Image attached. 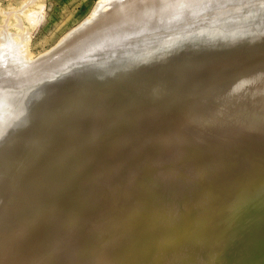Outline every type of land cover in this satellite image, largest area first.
<instances>
[{"label":"rangeland","instance_id":"374dc122","mask_svg":"<svg viewBox=\"0 0 264 264\" xmlns=\"http://www.w3.org/2000/svg\"><path fill=\"white\" fill-rule=\"evenodd\" d=\"M27 1L0 0V65L6 70L0 71V81L14 79L12 84L0 82V110L5 107L0 112V188L7 193V199H2L15 202L4 213L16 216H9V220L6 214H0V222L4 221L0 223L1 231L8 241L15 228V241L1 242L4 246L19 242L13 248L11 243V248H0V264H8L5 259L10 254V260L16 255L20 257L14 259L24 260H6L10 264H23L27 257L26 264H143L145 259L148 262L144 264H264V28H258L259 34L247 32L209 40L197 35L193 38L202 43L194 45L196 51H191L185 42L177 46L180 52L175 54L173 46L166 53H156L153 59L134 61L139 66L123 76L100 72L97 77H78L73 82L72 75L77 71L72 69L60 81L48 74L64 70L70 59L76 67L97 64L105 57L112 59L124 50V39L141 31L139 26L143 30L142 23H152L158 14L180 18L179 13H169V8L155 10L168 11L165 15L142 12L146 0H112L101 8H96L99 0ZM216 1L206 2L201 16L206 18L198 19L195 29L203 21L215 20V3L220 0ZM229 1L233 6L225 13L232 18L239 14V4L255 7V3H264ZM197 2L194 1L198 5ZM194 3L190 4L196 7ZM177 7L180 12L187 9ZM128 11L136 13L131 15H136L133 19L128 17L132 27L131 21L125 20ZM167 15L166 21L174 23L159 27L160 37L167 34L161 41L162 49L169 36L185 34L176 28L177 18L174 21ZM149 38L154 42L157 35ZM101 41H105L104 46H100L104 43ZM78 46L82 47L79 52ZM257 47L262 51L258 52ZM123 58L126 62L130 56ZM51 59L54 66L48 63ZM123 60H119L121 66L125 64ZM180 61H193L200 68L195 70L193 64ZM256 71L259 79H248ZM180 73L183 75L178 77ZM53 81H57L56 86L47 88ZM123 82L126 83L120 87ZM163 85L167 88L158 90ZM36 86L32 94L42 90L44 96L34 108H27L29 98L18 99L17 94ZM17 99L21 100L20 109L12 104ZM114 107L116 111L109 113ZM204 118L205 122L201 121ZM188 119L192 121L185 124ZM252 123L262 125L255 129L243 127ZM179 132L183 135L179 136ZM137 134L134 139L116 141L118 137ZM15 210L21 212V220L17 213L11 214ZM168 216L172 219L168 220ZM11 219L18 223L8 224L5 232L4 224ZM173 225L175 231L166 235ZM125 233L130 236L126 244L129 251L119 243L118 237ZM0 236L5 238L4 234ZM134 240L140 243L133 245ZM80 242L85 249L69 257ZM181 243L187 254L174 259L170 249ZM255 244L262 249L251 257L252 249L259 251ZM138 245L150 253L163 249L161 257L148 254L126 261L133 253H140ZM17 247L22 252L16 253ZM119 254H125L126 260L102 259L104 255Z\"/></svg>","mask_w":264,"mask_h":264},{"label":"bare ground","instance_id":"6f19581e","mask_svg":"<svg viewBox=\"0 0 264 264\" xmlns=\"http://www.w3.org/2000/svg\"><path fill=\"white\" fill-rule=\"evenodd\" d=\"M29 2L31 1V0H28ZM27 1V2H28ZM33 1V0H32ZM31 1V2H32ZM114 1V0H113ZM129 1V0H128ZM139 1V0H138ZM189 0H146V3L143 5V7H142V12H153L154 14L155 13H161V12H159V11H157V12H155V10H159V9H165V8H169V10L168 11H170L169 13H176V12H178L179 14V16L178 15H176L175 13V15L176 16H178V17H180V18H177L176 16V18H177V20L176 21H179V24L176 26V28H178L179 29V31L180 32H185V34L184 35H182V36H178V37H174V36H169V38H168V40L164 43V45H163V49L162 48H160L161 47V41H162V39H163V36H166V35H163L162 37H160L159 35H161V34H159V32H160V26H162V27H165V26H168V25H170V24H173L174 22H172V21H166L167 20V18H166V15H167V13H166V15H165V13L164 12H168V11H163L162 13L165 15V18L164 17H162L161 15L162 14H158V16H159V18H157V15H152V16H154V17H156L155 19H157V20H154L153 19V22L152 23H150V24H147L145 21V23H142L143 25H144V28H143V30H142V28H140V26L138 25V24H136V22L134 21V26H135V24H136V26L138 25L139 26V29H141V31H138L137 29V32L136 33H132V34H134V35H132V37H130L129 39H128V37L126 38V40L127 41H124L123 40V43L121 44L122 46H123V48H124V50L122 51V52H119V53H117L115 56L116 57H113L112 59H108V57H105L104 59H102L100 62H98L97 64H93V65H87V66H79V67H76V66H73V65H75V64H73L74 63V61L73 62H70L71 61V59L69 60V63H68V61L66 62L67 64H66V67H65V63L63 64V66H61V68L62 67H65V69L64 70H61L58 74H55V72H53V71H55V70H53L51 73H49L48 75H54V79L55 78H57L56 80H60V81H63L64 79H65V75H67L68 74V72H69V70H72V69H74L75 71H77L76 72V74L75 75H72V81L74 82L78 77H79V79H82V80H86L88 77H91V78H94V76H98L99 74H100V72H105V73H107V72H110L111 71V73L112 74H114V75H124L125 73H126V71L127 70H129V69H131V68H135V67H137V66H139V64L140 63H135L134 61H140L141 59H145V60H149V59H153L154 57L153 56H155V54L156 53H160V54H163V53H166L168 50H170L173 46V48H176V49H174V53L175 54H177V53H179L180 52V49L179 48H177V46L178 47H180L181 46V44L182 43H185V42H187L186 43V46H188V48L191 50V51H196V49L194 48V45L195 44H199V43H202V41H198L197 39H195V38H193V37H195V36H197V35H202L203 37H205V39L206 40H209V39H215V38H224V37H227L228 35H231V34H240V33H247V32H255V33H257V34H259L260 32H261V30H259L258 28H264V3H255V7L254 6H249V7H246V5L245 4H239L238 5V7L236 8V11L237 12H239V14L236 16V17H234V18H232V17H230V16H228L229 14H226L225 12H226V10H228V8L230 7V6H233V3L231 2V1H229L228 3L227 2H225L226 0H220V2L218 3V0L216 1L218 4H216L215 3V5H217L216 6V13H217V15H216V18H215V20H212V21H210V22H202L203 24H201V25H205V24H209L208 25V27H201V25L200 26H198L196 29H195V22L198 20V19H200V20H202V19H205L206 17L204 16L203 18H201V16L202 15H204V13H205V8L207 7V3H208V1L209 0H202L203 2L202 3H199L200 2V0H198L199 2H197L198 3V5L197 4H195L194 3V1L195 0H193V2H192V0H190V3L192 4V3H194L195 5H197L196 7L195 6H193V5H191L190 3H187ZM197 1V0H196ZM28 2V3H29ZM109 2H112V0H99L98 1V3H97V5H96V8H101V7H104V6H106V4H108ZM117 2H118V0H117ZM207 2V3H206ZM25 3V2H24ZM132 3V2H131ZM135 3H137L136 1H135ZM227 3V4H226ZM130 4V3H129ZM185 4V5H184ZM188 4L189 5H191L192 7L190 8V7H188L187 8V6H188ZM209 4V3H208ZM213 4H214V2H213ZM183 5L185 6V8H183ZM187 5V6H186ZM210 5H211V2H210ZM39 6H41V5H39ZM177 6H182V8L183 9H186V11L185 10H183L182 12H180V11H177L176 9L178 8L179 9V7H177ZM33 7H34V5H33ZM124 7V6H123ZM138 7V6H137ZM141 7V6H140ZM177 7V8H176ZM116 8V7H115ZM118 8V7H117ZM182 8H181V10H182ZM25 10H27V9H25ZM1 11V10H0ZM28 11V10H27ZM35 11V10H34ZM33 11V12H34ZM139 11V10H138ZM107 12V11H106ZM114 12V11H113ZM116 12V11H115ZM130 12V13H129ZM140 12V11H139ZM112 13V12H111ZM38 14V13H37ZM36 14V15H37ZM130 14V15H129ZM134 14H136V13H133L132 11H128V13L125 15V20H126V18L128 19V17L130 16V18L132 17L131 15H134ZM145 14V13H144ZM20 15V14H19ZM23 15V14H22ZM25 15V14H24ZM30 15V14H29ZM140 15V14H139ZM142 15H143V13H142ZM148 15H149V13H148ZM148 15H145V18H146V16H148ZM150 15H151V13H150ZM136 16V15H135ZM135 16H133V17H135ZM152 16L150 17V18H152ZM174 15H171V17H173ZM17 17V16H16ZM27 17H29V16H27ZM37 17V16H36ZM119 17V16H118ZM117 17V18H118ZM122 17H123V15H122ZM133 17H132V19H133ZM141 17V16H140ZM167 17H170V14L169 15H167ZM170 17V19H172ZM192 17H195V18H192ZM111 18V17H110ZM114 18V17H113ZM142 18V17H141ZM145 18L143 17L142 19H144L145 20ZM176 18H174L173 17V19H174V21H175V19ZM120 19V18H119ZM122 19V18H121ZM124 19V18H123ZM141 19V20H142ZM169 19V18H168ZM169 19V20H170ZM179 19V20H178ZM114 20V19H113ZM124 20V21H125ZM129 20L131 21V19H128V20H126V22H129ZM136 21H137V19H135ZM150 21H152V20H150ZM119 22V21H118ZM117 22V20H116V23H118ZM120 22H123V21H120ZM139 22V21H138ZM147 22H148V20H147ZM29 23V22H28ZM92 23V22H91ZM108 23H111V22H108ZM115 22H113V24H114ZM115 23V25H117ZM140 23V22H139ZM197 23H199V22H197ZM33 24V23H32ZM142 24H141V27H142ZM200 24V23H199ZM95 25V24H94ZM106 26H107V24H105ZM118 25H119V23H118ZM122 24L120 23V26H121ZM105 26V27H106ZM112 26H114V25H112ZM123 26H127V24H125V22L123 23ZM122 26V28H124ZM133 26V24H132V21H131V27ZM135 26V27H136ZM171 26H174V25H171ZM80 27V26H79ZM109 27H111V26H109ZM129 27V26H128ZM131 27H130V29H131ZM23 28V27H22ZM33 28V27H32ZM35 28V27H34ZM89 28H91V27H89ZM99 28V27H98ZM102 28V27H101ZM114 28V27H113ZM116 28V27H115ZM118 28H119V26H118ZM122 28H119L120 30L122 29ZM136 28H138V27H136ZM250 28V29H249ZM253 28H257V29H253ZM88 29V28H87ZM94 29L95 28H93V31H94ZM97 29V28H96ZM119 29H117V30H119ZM130 29H128V30H130ZM195 29V30H194ZM99 30V29H98ZM97 30V31H98ZM111 30V29H110ZM109 30V31H110ZM113 30V29H112ZM111 30V31H112ZM122 30H124L125 31V29H122ZM121 30V31H122ZM127 30V31H128ZM133 30H135V28L133 29ZM156 30H157V32H156ZM90 31V30H89ZM93 31L91 30V32L93 33ZM96 30H95V32H97ZM100 31H101V29H100ZM114 31V30H113ZM123 31V34L125 33ZM3 32V31H2ZM108 32V31H107ZM117 32V31H116ZM90 33V32H89ZM121 33V32H120ZM161 33V32H160ZM82 34V33H81ZM94 34V33H93ZM96 34V33H95ZM98 34V33H97ZM96 34V35H97ZM102 34H103V32H102ZM105 34V33H104ZM165 34V33H164ZM83 35V34H82ZM99 35H101V34H99ZM156 36L157 35V40H155L154 42H150V38L149 37H151V36ZM131 36V35H130ZM87 37V36H86ZM95 37H97V36H95ZM98 37H100V36H98ZM102 37V36H101ZM100 37V38H101ZM104 37H106V36H104ZM81 38H82V36L80 37V40H81ZM84 38V37H83ZM78 39V38H77ZM105 39V38H104ZM73 40V42H74V39H72ZM93 40H94V38H93ZM97 40H99V38L97 39ZM101 40V39H100ZM190 40V41H189ZM106 41V40H105ZM105 41H101V42H104L103 44L101 43V45L100 46H104V44H105ZM111 41V40H110ZM107 42V41H106ZM108 42H109V40H108ZM107 42V43H108ZM112 42V41H111ZM76 43V42H75ZM94 43V42H93ZM97 43H99V41L98 42H95V44H97ZM107 43H106V45H107ZM175 43H177V44H175ZM70 44V43H69ZM68 44V45H69ZM89 43H87V45H88ZM91 44V43H90ZM88 45V47L89 46H91V45ZM112 44H113V42H112ZM238 44V43H237ZM237 44H235L234 46H237ZM64 45V44H63ZM105 45V46H106ZM7 46V45H6ZM65 46H66V44H65ZM72 46V45H71ZM71 46H69L70 48H71ZM77 46V45H76ZM96 46V45H95ZM100 46H97V47H100ZM80 46H78L77 47V49H78V52H79V49L80 48H82V47H80ZM86 47V46H85ZM87 47V48H88ZM93 47H94V44H93ZM97 47H95V48H97ZM74 48V47H73ZM241 48H243V46H239V48L238 49H241ZM72 49V48H71ZM257 49L259 50L260 49V47H257ZM92 50H94V48L92 49ZM81 51H82V49H81ZM83 51H85V49H83ZM88 51V50H87ZM262 50H259L258 52H261ZM18 52V51H17ZM17 52H16V54H17ZM63 52V51H62ZM75 52V51H74ZM12 53V52H11ZM10 53V54H11ZM87 53V52H86ZM76 54V53H75ZM40 55H42V54H40ZM40 55H38V56H40ZM58 55V54H57ZM67 55V54H66ZM69 55H70V53H69ZM73 55H74V53H73ZM94 55V54H93ZM113 55V54H112ZM126 55H128V57L130 56V59L129 58H127V59H129L128 61H124L123 59H125V58H123L124 56H126ZM27 56V55H26ZM71 56V55H70ZM54 57H55V55H54ZM60 57H62V56H60ZM65 57V56H64ZM4 58V57H3ZM12 58V57H11ZM27 58V57H26ZM53 58V57H52ZM58 59H60L59 58V56L57 57ZM68 58H70V57H68ZM226 58H228V57H226ZM2 59V58H1ZM10 59V58H9ZM58 59H55V61L56 60H58ZM78 59V58H77ZM209 59H211V57L209 58ZM7 60H8V58H7ZM47 60V59H46ZM119 60H123V62H125V64H123V66H121L120 65V61ZM3 61H5V60H3ZM43 61H44V57H43ZM51 61V62H50ZM48 63L49 64H51L52 63V65H53V61H52V59L50 60ZM60 61H62V58L60 59ZM64 61H66L65 59H64ZM99 61V60H98ZM8 62V61H7ZM10 62V61H9ZM59 61H57V63H58ZM122 61H121V63H123ZM183 62V64H193L194 66V69L195 70H198L199 68H200V66H195L196 64H194V62L193 61H188V62H184V61H182ZM181 61H180V63H182ZM41 63V62H40ZM48 63H46L47 64V66H48ZM3 64H4V62H3ZM46 64H43V65H46ZM55 64H56V62H55ZM60 64V63H59ZM58 64V65H59ZM6 65V64H5ZM42 66V64H39V65H37V68H38V66ZM54 66V65H53ZM0 67H1V72L4 70V69H2V66L0 65ZM35 67H36V65H35ZM114 67H117V68H115L114 70H111L112 68H114ZM124 67H127L126 68V70H125V68ZM47 68H49V67H47ZM51 68H52V66H51ZM54 68H56V67H54ZM60 68V69H61ZM77 68V69H76ZM172 68H175V67H173L172 66ZM7 69V68H6ZM39 69V68H38ZM37 69V70H38ZM58 69V68H57ZM9 70V69H8ZM15 70V69H14ZM40 70V69H39ZM49 70V69H48ZM6 71V70H5ZM5 71H3V73L5 72ZM41 71V70H40ZM14 72H16V71H14ZM13 72V73H14ZM17 72H19V71H17ZM21 72V71H20ZM49 72V71H48ZM197 72V71H196ZM7 73V72H6ZM9 73H12V72H9ZM41 74V73H40ZM47 74V73H46ZM2 75V74H1ZM16 76H17V73L15 74ZM45 75V74H44ZM183 74L182 73H180V75H178V77H181ZM19 76V75H18ZM28 76V75H27ZM35 76V75H34ZM25 77V76H24ZM41 77V76H40ZM1 79H2V77H1ZM6 79V78H5ZM12 80H14V79H12ZM12 80H11V82H12ZM17 80V79H16ZM1 81H4L5 83L4 84H7V82H10V80H1ZM0 81V82H1ZM22 81V80H21ZM35 81V80H34ZM10 82V83H11ZM18 82V81H17ZM57 81H53V82H51L50 84H49V86L47 87V88H49L50 87V89L52 88V87H54V86H56L55 84H57L56 83ZM73 82H71V85H73ZM12 83H14V82H12ZM11 83V84H12ZM16 83V82H15ZM19 85V84H18ZM14 86H16V85H14ZM167 87H165L164 85L163 86H160L159 88H158V90H160V91H164L165 89H166ZM7 89V88H6ZM34 89L36 90L37 89V86L35 87V88H32V89H30V90H26V91H23V92H20L19 94H17V97H18V99H22L23 97H25L26 99H28V103H30L29 105H28V107L27 108H34L35 107V102H37V100L41 97H43L44 95H43V92H40V91H42V90H40V91H38V92H36L35 91V93L34 94H32L33 92L32 91H34ZM2 92H3V94H6V93H4V91L2 90ZM1 92V93H2ZM7 92V91H6ZM219 92V90H217V93ZM9 94H10V92H9ZM8 94V95H9ZM13 94V93H12ZM1 95V94H0ZM16 95V94H15ZM4 96V95H3ZM10 96H12V95H10ZM5 97V96H4ZM14 97H16V96H14ZM6 98H8V97H6ZM10 98V97H9ZM5 99V98H4ZM15 99V98H14ZM18 99L16 100V101H14L12 104H13V106H17V105H19V102L21 101H19L18 102ZM6 100V99H5ZM9 101V100H8ZM11 101V100H10ZM5 102V101H4ZM3 103V102H2ZM1 104V103H0ZM6 104V103H5ZM7 104H9V103H7ZM21 105V104H20ZM20 105H19V109H20ZM22 106V105H21ZM0 107H2V106H0ZM9 107H11V106H9ZM3 109L5 110V107L4 108H2L1 110H0V112L1 111H3ZM24 109V108H23ZM116 108L114 107V108H112V110H109V113H113L114 111H116L115 110ZM15 110H16V108H15ZM14 110V111H15ZM18 111V110H17ZM113 111V112H112ZM4 112V111H3ZM16 112V111H15ZM21 112V111H20ZM28 112V111H27ZM136 113V112H135ZM7 114V113H6ZM14 114V113H13ZM16 114V113H15ZM19 114V113H18ZM3 114L1 113V116H2ZM22 115L25 117V115H26V112H24V113H22ZM12 116V115H11ZM15 117V116H14ZM13 117V118H14ZM20 117V116H19ZM179 117V116H178ZM177 117V118H178ZM2 118V117H1ZM21 118V117H20ZM12 119V118H11ZM179 119H180V117H179ZM178 119V120H179ZM19 120V119H18ZM21 121V120H20ZM192 120H186L185 121V124H189V122H191ZM194 121V120H193ZM15 122V121H14ZM18 122V121H17ZM196 122V121H195ZM21 123V122H20ZM26 122L24 121V123H23V125L25 124ZM177 124V123H176ZM179 124V123H178ZM177 124V125H178ZM262 125V123H258V124H254V123H252V124H245V125H243V127H250V128H252V129H255V128H257V127H260L261 125ZM180 125V124H179ZM193 125V124H192ZM260 125V126H259ZM13 126V125H12ZM175 128H176V126L175 125H173ZM172 126V127H173ZM180 127V126H179ZM178 127V128H179ZM39 129V128H38ZM32 130V129H31ZM165 132V131H164ZM165 135H167L166 133H164ZM164 134H162V135H164ZM150 134H145V137L147 138H150V136H149ZM158 135H160L159 133H158ZM157 135V138H159V136ZM171 135V134H170ZM178 135L179 136H181V135H183V132L181 133V132H179L178 133ZM35 136V135H34ZM155 136V135H154ZM172 136H174V135H172ZM176 136H177V133H176ZM179 136H177V137H179ZM136 137H138V134L137 135H133V136H127V137H118L117 139H116V141L117 142H123V141H125V140H131V139H134V138H136ZM140 137V136H139ZM156 137V136H155ZM160 137H162L161 135H160ZM167 138V137H166ZM183 139V138H182ZM192 139V138H191ZM6 141V140H5ZM27 141V140H26ZM72 141V140H71ZM74 141V140H73ZM175 141V140H174ZM55 148V147H54ZM139 152V151H138ZM142 152H144V151H141V153ZM145 152H147V150L145 151ZM157 152V151H156ZM79 153H81V151H79ZM148 153V152H147ZM144 154H146V153H144ZM148 154H151V153H148ZM160 154V153H159ZM192 154V153H191ZM139 155V154H138ZM140 155H143V153L142 154H140ZM147 155V154H146ZM190 155H188V157H189ZM192 157V156H191ZM130 158V157H129ZM193 159V158H192ZM209 159H212V158H209ZM155 160V159H154ZM218 160V159H217ZM1 161V160H0ZM69 162L71 163L72 161H68L67 163L69 164ZM1 164H2V162H1ZM0 167H1V165H0ZM1 169V168H0ZM184 171V170H183ZM136 172V171H135ZM170 173V172H169ZM174 173H175V171H174ZM177 173V172H176ZM179 173V172H178ZM174 175H176V174H174ZM174 175H173V177H174ZM171 177V176H170ZM151 178H153V176L151 177ZM155 178V177H154ZM168 178V177H167ZM149 180H151V179H149ZM168 180H169V178H168ZM153 181V180H152ZM155 181V180H154ZM261 180L259 179V181H258V183L260 182ZM1 186H2V184H1ZM3 189V188H2ZM4 190V189H3ZM2 190V191H3ZM1 191V188H0V205H1V203H2V198H5L6 197V199H7V193H6V191L5 192H2ZM3 194H6V195H3ZM3 196V197H2ZM5 196V197H4ZM1 208V207H0ZM7 209V208H6ZM5 209V210H6ZM0 211L2 212V213H4L5 211H3V207L0 209ZM185 211V210H184ZM0 212V214L3 216L4 215V217H5V214L6 213H8L9 212V210H6V213H4V214H2ZM15 213H17V216H19L20 217V214L18 215V212L15 210V212H13V213H11V214H13V215H16ZM176 213V211L174 212V214ZM10 214V213H9ZM0 215V217L2 218V216ZM211 215H215V213L214 212H212L211 213ZM10 216V215H9ZM7 214H6V219H9L10 220V218H8L9 217ZM11 217V216H10ZM14 217H16V216H14ZM14 217L12 216L11 218H13L14 219ZM17 218V219H20L21 220V217L20 218ZM5 218H3V219H5ZM5 219V220H6ZM22 219H24V216H23V218ZM167 219L168 220H170V219H172V217H167ZM9 220H8V223L7 224H4L5 226H4V228L6 227H9V225L8 224H12L13 223V221L14 220H12V222H9ZM3 221V220H2ZM1 221V222H2ZM0 222V223H1ZM4 222V221H3ZM15 222H16V224L18 223L17 221H14V223L13 224H15ZM20 222V221H19ZM15 224V225H16ZM8 225V226H7ZM14 226V225H13ZM12 225H11V227H13ZM175 227L176 226H172L168 231H167V234L166 235H170L172 232H173V230L175 231ZM3 228V225L0 227V231H1V229ZM10 229V228H9ZM13 229H15L14 227H13ZM11 230V238L13 239V231L15 232V230ZM6 230V229H5ZM5 232H8V228H7V230L5 231ZM1 234H4V236H5V238H3V240H2V237L3 236H0V243H2V245L0 244V248L1 249H3L2 248V246H4L3 245V242H5V240H7L8 239V237L5 235V233H4V231L2 232L1 231ZM0 234V235H1ZM6 234H8V233H6ZM10 234V233H9ZM8 234V235H9ZM7 237V238H6ZM118 238H120L121 239V241H119V243H120V247L124 250H127V251H129V249H127L126 248V244H128L129 243V238H130V236H129V234L128 233H125V234H122L121 235V237L119 236ZM5 239V240H4ZM10 239V238H9ZM9 240V241H15V240ZM119 239V240H120ZM1 241H3V242H1ZM8 240L6 241V243L7 242H9ZM10 242V243H11ZM12 242V243H13ZM17 242V241H16ZM15 242V243H16ZM131 242V241H130ZM138 241H136V240H134V241H132V244L134 245L135 243H137ZM169 242H171V241H169ZM169 242H167V243H169ZM10 243H8L9 245H7V246H9L10 247ZM11 243V244H12ZM19 243V242H18ZM18 243H16L18 246H19V244ZM138 243H140V242H138ZM15 244V245H16ZM14 244H12L11 245V247L13 246ZM14 245V246H15ZM16 245V246H17ZM255 245H257L255 248L257 249V250H259V251H254V249H252V252L250 253L251 254V257L253 256V255H256V254H260L259 252H260V250L262 249V246H260L259 244H255ZM6 245L4 246V247H7ZM13 246V247H14ZM171 246V245H170ZM169 246V247H170ZM8 247V248H9ZM10 247V248H11ZM12 247V248H13ZM137 247H140V249L138 248L137 249ZM136 247V249L140 252V253H138V254H136V255H134V253L131 255V256H129L128 257V259L126 260V258L124 257V255L125 254H119V255H116L115 257L114 256H103L102 257V259H105L106 257H108L109 259H117V260H120V261H122V260H126V261H128V260H130V259H140V258H142L143 256H145V255H150V254H152L153 256H152V258H155V257H161L160 256V254L162 253V250H160V251H152L151 253L149 252V251H147V250H144V248H143V246L141 247V246H137ZM259 247V248H258ZM10 248H9V251H10ZM21 248H23L22 247V244H21ZM143 248V249H142ZM0 249V251H3V250H1ZM6 249V248H5ZM5 249H4V251H5ZM85 249V247L83 246V242H80V244L78 245V248H77V252H79V253H82V251ZM14 250H16L15 248H14ZM18 250H20L19 249V247H17V250H16V253L18 252V253H20ZM27 250H28V248H27ZM171 251H172V256H175L174 257V259H176V257H180V256H185L186 254H187V251H185L186 250V248L185 247H183V243H181L180 245H177L176 247H174L173 249H170ZM7 251V250H6ZM21 252H22V250H20ZM13 252H15V251H13ZM12 252V253H13ZM30 252V251H29ZM0 253H2V252H0ZM28 253V252H27ZM4 254V253H3ZM9 254V253H8ZM8 254L6 255L5 254V256H7L8 257ZM29 254V253H28ZM33 254V253H32ZM1 256H2V254H0ZM13 255H14V253H13ZM16 255V254H15ZM19 255H24V252L22 253V254H19ZM205 255V254H204ZM0 256V257H1ZM10 256H11V254H10ZM9 256V257H10ZM17 256V255H16ZM16 256H14V257H16ZM33 256H35V255H33ZM37 256V255H36ZM136 256V258H134ZM155 256V257H154ZM3 257H4V255H3ZM9 257L8 258H6L5 259V263L7 262L8 264H10V262H8V261H6V260H8L9 259ZM13 257V256H12ZM14 257H13V259H11V260H13V261H17L18 259H14ZM17 257H20V256H17ZM27 257V256H26ZM30 257V256H29ZM199 257H200V255H199ZM199 257H196V258H198L199 259ZM23 258V257H22ZM34 258V257H33ZM36 258H38V256L36 257ZM35 258V259H36ZM196 258L194 259V260H196ZM201 258H202V255H201ZM206 259H207V256L205 257ZM204 258V259H205ZM27 259H28V257H27ZM27 259H25V262L27 261ZM31 259V258H30ZM250 259V258H249ZM10 259H9V261H11ZM251 260V259H250ZM260 260H262V258L260 259ZM13 261H11V262H13ZM18 261H21V262H23L21 259L20 260H18ZM30 261V260H29ZM109 261V260H108ZM143 261H147L146 259L145 260H143ZM200 261V260H199ZM202 261V260H201ZM207 261V260H206ZM23 263V264H26V263ZM28 262V261H27ZM33 262V261H32ZM144 262V263H145ZM148 262V261H147ZM174 262V261H173ZM19 263V262H18ZM134 263V262H133ZM143 263V264H144ZM12 264V263H11ZM15 264H17V263H15ZM151 264H155L154 262H151ZM166 264H173V263H166ZM175 264V263H174Z\"/></svg>","mask_w":264,"mask_h":264},{"label":"water","instance_id":"95a60500","mask_svg":"<svg viewBox=\"0 0 264 264\" xmlns=\"http://www.w3.org/2000/svg\"><path fill=\"white\" fill-rule=\"evenodd\" d=\"M239 52V51H238ZM240 54V53H239ZM247 54H249V51H247ZM250 54H251V52H250ZM228 55H230V56H232V55H234V54H230V53H228ZM170 73L172 74V75H175L176 73L174 72V71H170ZM253 74V73H252ZM152 75H155V74H153L152 73ZM251 75V74H250ZM247 76H249V75H247ZM250 78V80H256V79H259V72L258 71H256V73L255 74H253V75H251L250 77H248V79ZM118 82V81H117ZM127 82V81H126ZM126 82H123L122 83V85L120 86V87H122ZM155 82V81H154ZM153 81H152V83H154ZM117 84V83H116ZM146 85V84H145ZM147 85H149V83H147ZM154 85V84H153ZM152 85V86H153ZM251 85H246V87H250ZM120 87H116L115 89H117V88H120ZM139 90H141L142 91V87H141V89H139ZM150 90V88H147L146 89V91H149ZM152 96V95H151ZM221 108H222V106H221ZM250 109H253V107L252 108H250ZM223 110H226V109H223ZM254 110V109H253ZM222 111V109L219 111V113ZM179 115V117H181V115L180 114H178ZM178 115H174L175 117L176 116H178ZM248 117H250V116H248ZM256 117H258V118H262V115H258V116H256ZM201 121H203V122H205V118L204 119H201ZM164 131H166V129L164 130ZM89 155V154H88ZM11 194V193H10ZM13 194V193H12ZM3 195H5V194H3ZM43 199V198H42ZM1 202V201H0ZM12 203H15V202H13V201H11V200H9V201H7L6 199H3L2 200V203H1V207H3L4 209L3 210H5V208H8V209H10V207H11V205H12ZM20 203V202H19ZM18 204V203H17ZM21 205H22V209L20 210V211H24L25 209H24V205L21 203ZM21 212H18V214H20ZM74 253L72 254V255H70L69 257H72V256H74L75 257V255L76 254H79V252H77V247H74V251H73ZM69 257H66V259H65V263H67V260L69 259Z\"/></svg>","mask_w":264,"mask_h":264}]
</instances>
